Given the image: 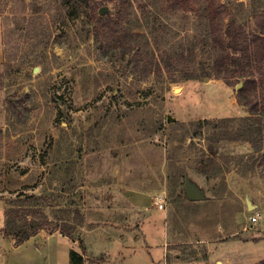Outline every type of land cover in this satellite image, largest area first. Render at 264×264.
Masks as SVG:
<instances>
[{
    "label": "rangeland",
    "instance_id": "1",
    "mask_svg": "<svg viewBox=\"0 0 264 264\" xmlns=\"http://www.w3.org/2000/svg\"><path fill=\"white\" fill-rule=\"evenodd\" d=\"M86 1L0 0V228L6 198L24 192L39 196L42 216L72 232L73 247L82 251V239L89 256L111 264L259 263L264 166L257 161L250 168L253 145L246 136L233 138L252 118L264 125V112L251 115L239 102L243 79L228 84L204 74L214 57L205 8L172 11L167 0ZM221 1L228 17L245 18L251 31L257 27L251 14L264 0ZM92 6L101 17L128 15L124 34L106 47L95 38ZM103 6L108 10L101 14ZM70 8L83 12L72 18ZM190 71L200 75L188 79ZM258 92L264 103V84ZM222 134L214 151L220 172L199 179L194 172L204 150ZM187 173L205 199H186ZM156 176L171 208L167 260L157 259L160 249L151 257L150 210L132 205L125 193L152 186ZM111 238L124 246L118 255L106 253ZM184 239L188 244L177 247ZM13 247L0 233V258L11 259Z\"/></svg>",
    "mask_w": 264,
    "mask_h": 264
},
{
    "label": "trees",
    "instance_id": "2",
    "mask_svg": "<svg viewBox=\"0 0 264 264\" xmlns=\"http://www.w3.org/2000/svg\"><path fill=\"white\" fill-rule=\"evenodd\" d=\"M167 2L168 9L172 11L205 8V18L214 57L212 67L204 74L211 75V78L223 79L228 84H237L243 79V85L238 92L239 102L248 106L251 115L257 114L260 108L264 112V103L261 102L258 92L259 84H264V8L252 11L251 17L255 18L257 27L251 31L248 29L245 18L233 15L228 17L230 13L228 4L221 0H167ZM80 6L81 4L78 7ZM77 10V8H70L69 15L73 18L83 12H76ZM91 13L95 16V38L103 47L108 46L117 36L124 34V21L128 17L124 10H119L117 16L105 15V17H101L97 14V6H92ZM138 54L139 59H143L144 62L142 68L144 71H148L150 67L149 63H146L148 54L142 49L138 50ZM148 75L149 73H146V76ZM199 75L200 73L190 71L186 77L191 79ZM235 75L237 81L233 82L232 78ZM254 120L252 118L251 121L244 124L239 130L240 134L233 138L238 140L246 136L253 145L257 156L253 158L250 168H253L257 161H259V165L264 166V125ZM208 122L207 119L199 120L197 124L202 128ZM198 134L199 132L195 130L192 137H196ZM223 138L226 136L222 134L213 139L208 148L204 150L194 172L199 179L201 177L211 179L220 172V163L214 156V151L215 145ZM259 156L260 159H257ZM186 176H189L188 173L184 175L183 184ZM38 200V195L24 192H20L15 197L6 198L5 221L3 227L0 228V233L12 237L15 246L21 245L41 230L48 233L59 231L75 241L72 232L66 227L46 218L45 215L42 216L43 210ZM78 241L82 251L71 250L72 264H84L86 259H91L93 262H105V257L102 255L89 256L84 241L82 239ZM185 244L188 243L183 242L176 245L181 247ZM199 259V257H191V261ZM255 264H264V259Z\"/></svg>",
    "mask_w": 264,
    "mask_h": 264
},
{
    "label": "crops",
    "instance_id": "3",
    "mask_svg": "<svg viewBox=\"0 0 264 264\" xmlns=\"http://www.w3.org/2000/svg\"><path fill=\"white\" fill-rule=\"evenodd\" d=\"M164 163L165 166L163 167V184H167L169 175L167 158H165ZM188 175L192 178L190 174ZM161 179L162 176H156V178L154 179L155 183L152 186H147V188L144 189L127 188V191H125V193H127V198L132 203V205L150 210L147 218V222L150 225L147 230V234L149 236H147L146 238L148 239V241L152 242L149 243L151 246H153L150 248L151 257L153 258L152 254L154 255V250L160 249L161 252L160 254H157L159 255L156 256L157 259L167 260L166 257L168 255V252L171 251L169 246L171 245L170 238L172 231L169 232L166 224L171 220V208L168 203L167 189L163 188L164 185H162ZM159 197L163 199V207L161 208L158 206V203H155V200L157 202V199ZM185 197L186 199H188L187 195ZM148 200H150V203ZM148 203L150 204V206L147 205ZM120 219L126 220L127 218L123 216ZM43 232L45 233L43 234ZM43 232L40 231L18 246H15L13 244L12 237L6 236L9 244H11V246L14 245L12 252H10L12 256L10 259L5 254L0 258V260L3 261V264H72L70 252L72 249H78L73 247V242H71L72 240L70 239V237L62 234L61 232L57 234L48 233L46 231ZM119 235L121 236V233H119ZM185 240L186 239H184V241L180 243L186 242ZM109 241L111 244L108 243V246H106L107 254H112L114 252L116 253L118 249L120 250V248L124 247L123 244L119 242L120 240L117 238H111V240ZM36 243L41 244H38L39 246L37 245L38 247H36ZM126 247L129 246L126 245ZM133 247H137V244H133ZM78 251L81 252V250ZM133 254L134 252L132 253V255ZM111 258H113V256H111ZM118 258L120 257L118 256ZM120 259L123 261L125 260L122 257ZM95 263L111 264L109 262H106V258L105 262H89V260H86L84 264ZM166 264L169 263L167 262Z\"/></svg>",
    "mask_w": 264,
    "mask_h": 264
},
{
    "label": "water",
    "instance_id": "4",
    "mask_svg": "<svg viewBox=\"0 0 264 264\" xmlns=\"http://www.w3.org/2000/svg\"><path fill=\"white\" fill-rule=\"evenodd\" d=\"M108 10L107 6H103L99 9V12L101 14H104ZM37 67L35 68V71H37ZM243 85V82L239 83L238 88H241ZM185 192L188 197V199L192 201H198L203 200L206 198V195L204 194L203 190H201V187L190 177L186 176L185 182H184ZM248 207L251 209L252 204L248 200Z\"/></svg>",
    "mask_w": 264,
    "mask_h": 264
},
{
    "label": "built area",
    "instance_id": "5",
    "mask_svg": "<svg viewBox=\"0 0 264 264\" xmlns=\"http://www.w3.org/2000/svg\"><path fill=\"white\" fill-rule=\"evenodd\" d=\"M157 203H158V206L161 208V207H163V199L162 198H158L157 199ZM259 213H256V214H254L252 217H251V220H252V222H256V221H258L259 220Z\"/></svg>",
    "mask_w": 264,
    "mask_h": 264
}]
</instances>
